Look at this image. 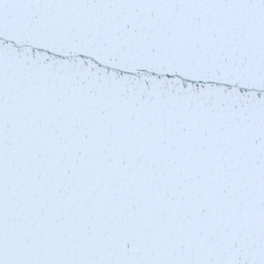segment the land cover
I'll use <instances>...</instances> for the list:
<instances>
[{"label":"snow or ice","instance_id":"obj_1","mask_svg":"<svg viewBox=\"0 0 264 264\" xmlns=\"http://www.w3.org/2000/svg\"><path fill=\"white\" fill-rule=\"evenodd\" d=\"M0 264H264V0H0Z\"/></svg>","mask_w":264,"mask_h":264}]
</instances>
